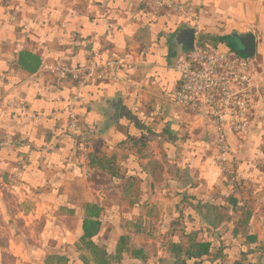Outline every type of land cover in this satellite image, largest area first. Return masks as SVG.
I'll use <instances>...</instances> for the list:
<instances>
[{"label": "crops", "instance_id": "1", "mask_svg": "<svg viewBox=\"0 0 264 264\" xmlns=\"http://www.w3.org/2000/svg\"><path fill=\"white\" fill-rule=\"evenodd\" d=\"M142 1L0 0V264H264V125L222 156L173 102L171 46L188 27L236 53L227 37L252 31L264 68V0H189L193 21ZM92 58L117 80L81 89L75 137V85L41 67Z\"/></svg>", "mask_w": 264, "mask_h": 264}, {"label": "built area", "instance_id": "2", "mask_svg": "<svg viewBox=\"0 0 264 264\" xmlns=\"http://www.w3.org/2000/svg\"><path fill=\"white\" fill-rule=\"evenodd\" d=\"M144 9L154 13L168 11L194 20L189 0H143ZM116 61L89 59L82 67L46 63L41 67L56 87L73 82L76 88L70 102L68 129L73 136L82 134L74 105L87 84L116 81ZM179 74L173 102L189 119V126L214 132V144L221 155L231 147V139L248 135L264 125V68L255 60L238 53L196 45L174 64Z\"/></svg>", "mask_w": 264, "mask_h": 264}, {"label": "water", "instance_id": "3", "mask_svg": "<svg viewBox=\"0 0 264 264\" xmlns=\"http://www.w3.org/2000/svg\"><path fill=\"white\" fill-rule=\"evenodd\" d=\"M199 36L196 35L194 28L185 27L178 31L171 41V46L175 49L179 48L184 53L191 51ZM226 46L230 47L236 53L252 59L256 54V39L252 31L239 33L233 31L225 40ZM110 110V123H116L119 117L120 102L113 101L108 103Z\"/></svg>", "mask_w": 264, "mask_h": 264}, {"label": "trees", "instance_id": "4", "mask_svg": "<svg viewBox=\"0 0 264 264\" xmlns=\"http://www.w3.org/2000/svg\"><path fill=\"white\" fill-rule=\"evenodd\" d=\"M211 38L209 36H200L198 44L201 46H209L211 43ZM213 42V41H212ZM19 64L26 72L32 74L36 72L40 67V58L29 52H23L19 57ZM200 251L203 254L208 252L209 246L207 244L199 245Z\"/></svg>", "mask_w": 264, "mask_h": 264}, {"label": "rangeland", "instance_id": "5", "mask_svg": "<svg viewBox=\"0 0 264 264\" xmlns=\"http://www.w3.org/2000/svg\"><path fill=\"white\" fill-rule=\"evenodd\" d=\"M196 45H198V44H196ZM196 45H195V46H196ZM232 50H233V49H232Z\"/></svg>", "mask_w": 264, "mask_h": 264}]
</instances>
